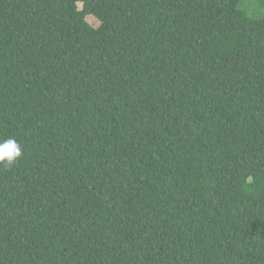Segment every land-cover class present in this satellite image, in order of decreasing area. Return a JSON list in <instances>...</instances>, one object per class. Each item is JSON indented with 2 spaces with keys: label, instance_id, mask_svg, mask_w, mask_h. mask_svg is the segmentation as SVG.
<instances>
[{
  "label": "trees",
  "instance_id": "1",
  "mask_svg": "<svg viewBox=\"0 0 264 264\" xmlns=\"http://www.w3.org/2000/svg\"><path fill=\"white\" fill-rule=\"evenodd\" d=\"M10 137L0 264H264V0H0Z\"/></svg>",
  "mask_w": 264,
  "mask_h": 264
},
{
  "label": "clouds",
  "instance_id": "2",
  "mask_svg": "<svg viewBox=\"0 0 264 264\" xmlns=\"http://www.w3.org/2000/svg\"><path fill=\"white\" fill-rule=\"evenodd\" d=\"M23 155L19 142L13 138L0 140V166L11 168L15 166Z\"/></svg>",
  "mask_w": 264,
  "mask_h": 264
},
{
  "label": "rangeland",
  "instance_id": "3",
  "mask_svg": "<svg viewBox=\"0 0 264 264\" xmlns=\"http://www.w3.org/2000/svg\"><path fill=\"white\" fill-rule=\"evenodd\" d=\"M87 21L94 28H98L101 24L100 21L97 18H95L94 16H88Z\"/></svg>",
  "mask_w": 264,
  "mask_h": 264
}]
</instances>
